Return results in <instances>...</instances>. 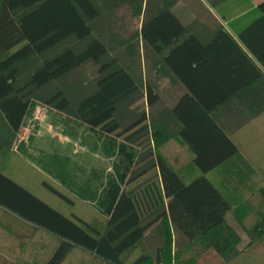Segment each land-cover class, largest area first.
Segmentation results:
<instances>
[{
  "label": "trees",
  "instance_id": "1",
  "mask_svg": "<svg viewBox=\"0 0 264 264\" xmlns=\"http://www.w3.org/2000/svg\"><path fill=\"white\" fill-rule=\"evenodd\" d=\"M184 1L0 0L2 264H264V146L244 153L212 114L263 76L264 0L253 16L205 0L249 18L206 43L202 18L173 10ZM37 102L84 126L112 173L33 164L18 132Z\"/></svg>",
  "mask_w": 264,
  "mask_h": 264
},
{
  "label": "crops",
  "instance_id": "2",
  "mask_svg": "<svg viewBox=\"0 0 264 264\" xmlns=\"http://www.w3.org/2000/svg\"><path fill=\"white\" fill-rule=\"evenodd\" d=\"M262 1L251 0L253 9ZM244 3L245 0H225L220 3L219 9L226 13L234 11L235 13L238 11L243 12L245 10ZM173 10H179V8L175 7ZM201 12L203 14H200ZM187 15L189 21L195 19L197 16L202 18L203 26L194 22L190 30L204 43L208 42L212 38L213 33L218 29L228 31L238 40L236 35L237 29L241 28L249 19L243 20V16L234 14L231 17L235 18L228 22L221 14H218L217 9L208 1H206L205 8L196 11L194 14ZM238 43L244 48L240 41ZM256 65L263 75L262 78L253 82L251 86L230 103L218 106L212 111L214 119L225 127L223 129L225 132L227 131L226 133L230 132L231 135H239L240 145L246 149H244V153L247 151L249 145L253 151H258L260 147L264 146V68L258 62H256ZM180 86L184 89L181 84ZM42 136L46 138L41 140L39 139V135H33L32 139L29 140L26 152L30 158L32 157L31 159L37 158L40 152H44L43 154L48 157L58 155L59 160L61 156L70 157V149H67V144H64L62 139L56 140V138H53V135ZM26 225L31 227L29 224Z\"/></svg>",
  "mask_w": 264,
  "mask_h": 264
},
{
  "label": "rangeland",
  "instance_id": "3",
  "mask_svg": "<svg viewBox=\"0 0 264 264\" xmlns=\"http://www.w3.org/2000/svg\"><path fill=\"white\" fill-rule=\"evenodd\" d=\"M185 3H186L185 1L181 2L175 5V7H178L179 10L180 9L184 10L187 14L190 15V14L196 13V11H199L202 8H205L206 1L205 0H192V1L190 0L189 4L184 5ZM244 5H245L244 11L248 13L251 12V16H252L254 14L252 2L246 3V0H245ZM200 14H203V12H201ZM129 17L134 21L131 27L133 28L138 27L139 25V23H137L138 19L134 18V16H132L131 14H129ZM127 31L125 33H128ZM126 42L127 41H125V44H124L125 49L129 48V43H130V42L129 43H126ZM139 48L141 51L140 55L143 56V53L145 55L146 52L142 50L141 45H139ZM151 58H152L151 55H148V59H149L148 61L151 62ZM129 61H130L129 53L126 52L122 56V62L124 63V65L129 67ZM152 66L154 67V64ZM159 69H161V67L157 68L156 66L154 69L152 68L151 76L153 74L157 75L156 88L162 94V97H164V100H165L164 102H166L165 105L168 106L171 103L170 99H172L170 95H172L173 93L169 88H172L173 85L170 79L164 76L163 71ZM162 109H163V106H160V108L158 107L154 110V115L157 118H159V115L161 114ZM18 135L19 136L23 135L24 138L22 140L25 142L26 147L29 146V142H30L29 140L32 139L33 135H39V139L41 140L46 138L45 136H42V135H53V138H56V140L62 139L63 143L67 144V149H70V154H71L70 157L68 156L60 157V160L65 169H69L70 171L75 170V172H77L78 170L76 168H79V169L83 168L84 170L83 169L81 170H83L84 174H87L89 173L91 168H94L97 170H102L106 174L112 173V161L113 160L103 155L99 146H96V144H98L99 141L89 136L92 134H89V132L85 129L84 126L78 124L76 121L64 122L53 110H50L49 108L45 107L41 103L37 102L32 106L30 114L25 120L21 129L19 130ZM43 153L44 152H40L38 153L39 155H37V158L31 159L33 164L35 165L37 164L39 166L38 162H41L40 160L43 157H45ZM45 160L50 161L48 157H46ZM52 171L56 172V169L53 167ZM29 185H31L33 189L38 190V185H35L34 183H30ZM39 192L42 193V191H39ZM46 195L47 194L45 193L44 196ZM63 210L67 212L69 211L67 207H65ZM1 219L4 222L8 223V225L11 228L15 229L19 233H29L32 230L30 226L24 224L20 220H17L15 219V217L10 216L8 214H3L1 216ZM227 220L234 226L238 227L237 222L230 215H227ZM0 264H2L1 261H0Z\"/></svg>",
  "mask_w": 264,
  "mask_h": 264
},
{
  "label": "built area",
  "instance_id": "4",
  "mask_svg": "<svg viewBox=\"0 0 264 264\" xmlns=\"http://www.w3.org/2000/svg\"><path fill=\"white\" fill-rule=\"evenodd\" d=\"M24 137H23V135H20L19 136V140H22Z\"/></svg>",
  "mask_w": 264,
  "mask_h": 264
}]
</instances>
